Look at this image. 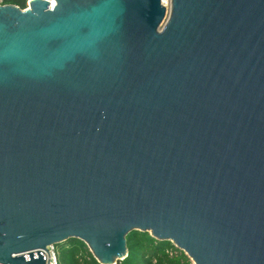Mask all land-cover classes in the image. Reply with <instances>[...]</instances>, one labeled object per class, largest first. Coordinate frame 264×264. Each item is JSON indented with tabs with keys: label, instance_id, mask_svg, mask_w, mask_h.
I'll list each match as a JSON object with an SVG mask.
<instances>
[{
	"label": "water",
	"instance_id": "95a60500",
	"mask_svg": "<svg viewBox=\"0 0 264 264\" xmlns=\"http://www.w3.org/2000/svg\"><path fill=\"white\" fill-rule=\"evenodd\" d=\"M132 229L264 264V0L0 4V264Z\"/></svg>",
	"mask_w": 264,
	"mask_h": 264
},
{
	"label": "trees",
	"instance_id": "16d2710c",
	"mask_svg": "<svg viewBox=\"0 0 264 264\" xmlns=\"http://www.w3.org/2000/svg\"><path fill=\"white\" fill-rule=\"evenodd\" d=\"M24 7L26 0H5ZM60 264H101L88 244L69 237L55 244ZM128 254L116 264H194L188 254L170 239H158L148 230L132 229L127 234Z\"/></svg>",
	"mask_w": 264,
	"mask_h": 264
},
{
	"label": "built area",
	"instance_id": "2783aa9c",
	"mask_svg": "<svg viewBox=\"0 0 264 264\" xmlns=\"http://www.w3.org/2000/svg\"><path fill=\"white\" fill-rule=\"evenodd\" d=\"M30 1L31 0H26V5L22 8L29 7ZM3 3H7V2H5V0H0V4ZM41 250H43L46 254L47 264H60L58 258V251L55 244L48 245V251L47 249H41Z\"/></svg>",
	"mask_w": 264,
	"mask_h": 264
},
{
	"label": "rangeland",
	"instance_id": "374dc122",
	"mask_svg": "<svg viewBox=\"0 0 264 264\" xmlns=\"http://www.w3.org/2000/svg\"><path fill=\"white\" fill-rule=\"evenodd\" d=\"M163 2L167 5L168 9H170L171 0H163Z\"/></svg>",
	"mask_w": 264,
	"mask_h": 264
}]
</instances>
